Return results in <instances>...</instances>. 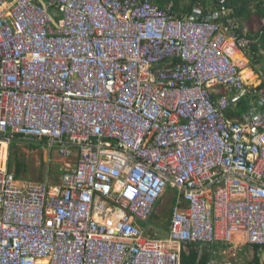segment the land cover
<instances>
[{
    "label": "built area",
    "instance_id": "obj_1",
    "mask_svg": "<svg viewBox=\"0 0 264 264\" xmlns=\"http://www.w3.org/2000/svg\"><path fill=\"white\" fill-rule=\"evenodd\" d=\"M223 3L185 15L0 0V264H181L191 243L264 246V72L244 75L264 50ZM27 142L62 159L58 181L16 177L12 146ZM169 190V228L152 235L142 223Z\"/></svg>",
    "mask_w": 264,
    "mask_h": 264
},
{
    "label": "rangeland",
    "instance_id": "obj_2",
    "mask_svg": "<svg viewBox=\"0 0 264 264\" xmlns=\"http://www.w3.org/2000/svg\"><path fill=\"white\" fill-rule=\"evenodd\" d=\"M212 5V3H211ZM172 6V5H171ZM264 19L260 18V16L252 17L250 21H248L250 30L256 34L260 28L263 26ZM247 59V58H246ZM248 60V59H247ZM249 65L248 67H251ZM45 145L39 144L37 142H27L21 143L20 145L14 144L12 146L11 158L10 162L13 164V170L15 171V162L17 160L24 162L25 171L22 174L21 178L25 180H30L32 182H49L55 183L58 181V170L62 164V159L55 154V152H49L43 147ZM171 190L166 194L165 200L163 204H161V208L158 211L159 221L155 220L156 216L152 218L153 222L157 224L161 223V228L163 232L166 231V216L170 214L171 203L168 202V198H171L173 195ZM172 195V196H170ZM163 216L164 219H163ZM231 249V247H230ZM226 248L225 251V259L226 263L231 262V264H248L251 259H253L255 252L248 245H244L242 249L238 248L230 250ZM224 259V260H225ZM216 261V264H222L225 262Z\"/></svg>",
    "mask_w": 264,
    "mask_h": 264
},
{
    "label": "trees",
    "instance_id": "obj_3",
    "mask_svg": "<svg viewBox=\"0 0 264 264\" xmlns=\"http://www.w3.org/2000/svg\"><path fill=\"white\" fill-rule=\"evenodd\" d=\"M155 5L160 8H165L168 5H172V9L176 13L182 14H191L195 7H202L205 12L208 9L216 10L221 4V0H151ZM258 0H224L226 6H228L232 10V16L237 18L239 21L244 23V26L248 24V21L252 19V17L260 16L263 17V8L257 4ZM212 3V5H211ZM52 15H55V12L52 10ZM56 16V15H55ZM243 25V24H242ZM255 38L258 40V43L254 46L253 52H259L264 50V26L261 30H259ZM264 60V55H260L257 57V62L262 63ZM15 173L18 179L21 178L22 174L25 171L24 162L17 160L15 162ZM13 168V164L10 166ZM255 256L249 264H264L263 260V251L264 246H253ZM209 255L207 252H204L202 256L196 250H191L190 254H187L185 251L182 253L181 264H208Z\"/></svg>",
    "mask_w": 264,
    "mask_h": 264
},
{
    "label": "crops",
    "instance_id": "obj_4",
    "mask_svg": "<svg viewBox=\"0 0 264 264\" xmlns=\"http://www.w3.org/2000/svg\"><path fill=\"white\" fill-rule=\"evenodd\" d=\"M241 55V54H240ZM246 69H249V70H251L252 72L255 70V71H262V72H264V60L262 61V63H258V64H256V67H245V70ZM246 108V107H245ZM244 108V109H245ZM244 109H242V108H239L238 110H240V112H242ZM233 111H230V113H232ZM232 115V114H231ZM233 116V115H232ZM236 116H238V115H236ZM173 193L174 194H172V195H170V196H172L171 198H168L169 200H168V202H170V201H172V203H171V209H170V214L168 215V216H166V221H167V224H166V230L169 228V220H170V216H171V214H172V211H173V208H174V206H175V204H176V197H175V195L177 194V192H175V191H173ZM165 200V199H164ZM164 200H162L161 202H160V205H159V207H158V210H157V214L155 215L156 216V218H155V220H158L159 221V217H158V214H159V210H160V208H161V204H163V201ZM154 216V217H155ZM164 217L165 216H163V219H164ZM142 225L143 226H145L146 228H147V230H148V232L150 233V234H152V235H155V234H157V233H159V231L161 232V228H163L162 227V225H161V223H159V224H157L156 222H153L152 220H151V222H150V224L149 225H147V224H144V223H142ZM240 246H238L237 248H235L236 247V245L235 246H228V245H225V244H221V243H216V244H212V245H209V246H201L200 244H196V243H191V244H189L188 246H187V248H186V253L187 254H190V252H191V250H196V252H198L199 254H200V256H202L203 255V253L204 252H207L208 253V255H209V262H208V264H216L215 262L216 261H223L224 259H225V251H226V248H229L230 249V247H231V249L230 250H232V249H238V248H240V249H242L243 248V244H239ZM250 248H252V250L254 251V247H251V246H249ZM254 256H255V254H254ZM263 260H264V251H263ZM254 258V257H253ZM253 259H251V261H252ZM226 259L224 260V262H225V264H231V262H229V263H226ZM250 261V262H251ZM222 264H224V263H222ZM249 264V263H248Z\"/></svg>",
    "mask_w": 264,
    "mask_h": 264
},
{
    "label": "bare ground",
    "instance_id": "obj_5",
    "mask_svg": "<svg viewBox=\"0 0 264 264\" xmlns=\"http://www.w3.org/2000/svg\"><path fill=\"white\" fill-rule=\"evenodd\" d=\"M234 58H235L236 60L240 59V60H242L244 63L247 62L246 57H244L243 55H240V54L234 55ZM244 75H245L246 78L251 79L252 81L255 80V77H254V75H253V72H252L251 70H249V69H246V70L244 71ZM6 147H7V146H4V149H7ZM38 264H48V261L43 260L42 262H39Z\"/></svg>",
    "mask_w": 264,
    "mask_h": 264
},
{
    "label": "water",
    "instance_id": "obj_6",
    "mask_svg": "<svg viewBox=\"0 0 264 264\" xmlns=\"http://www.w3.org/2000/svg\"><path fill=\"white\" fill-rule=\"evenodd\" d=\"M53 22L56 24V22L53 20Z\"/></svg>",
    "mask_w": 264,
    "mask_h": 264
}]
</instances>
